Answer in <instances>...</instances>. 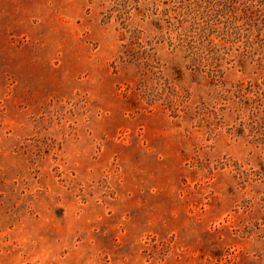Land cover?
<instances>
[{
  "label": "rangeland",
  "instance_id": "obj_1",
  "mask_svg": "<svg viewBox=\"0 0 264 264\" xmlns=\"http://www.w3.org/2000/svg\"><path fill=\"white\" fill-rule=\"evenodd\" d=\"M0 264H264V0H0Z\"/></svg>",
  "mask_w": 264,
  "mask_h": 264
}]
</instances>
